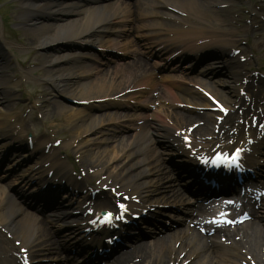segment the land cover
I'll return each instance as SVG.
<instances>
[{"label":"bare ground","instance_id":"obj_1","mask_svg":"<svg viewBox=\"0 0 264 264\" xmlns=\"http://www.w3.org/2000/svg\"><path fill=\"white\" fill-rule=\"evenodd\" d=\"M19 1L20 7L15 8L13 14L14 16L16 15L19 23L27 27L28 31L32 33V39L26 37V46L32 47L36 45L44 51L42 54V57H44L42 65L47 67L45 80L53 83L54 86L61 91V95L77 100H98L99 98L111 100L113 95L123 92L120 100L108 101L109 103H106V105L132 108L129 103L124 102V99L131 97L134 93H132L131 90L126 92L124 88L126 86L128 88H136L138 86L137 81L139 78L133 76L136 69L133 68V66L137 67L138 65L137 63L134 64L135 60L114 67L112 70H94L93 67L86 66L85 63H82L72 69L58 72V65L62 62L66 63V61H68L67 56H56L48 53L58 49L60 50L62 46L68 45L70 42V45H76L75 42L80 44L86 42L89 44L98 43L102 47L108 46L106 42H110V36H107V34L111 32L119 33L115 29L118 28L117 25L125 21L127 22L126 17L135 15V7L141 8L144 3L137 1L126 5L112 4L113 6H111L103 4L106 0H84V2L82 0ZM231 1L233 0H155L153 1L152 7L148 8L147 6L146 10H144L147 12L140 15L136 14V16H139L142 20H149L150 22L153 20L155 21L158 16H166L167 18L180 20L181 24L179 28L170 29V32L174 34L173 38L170 39L172 43H170L168 47L172 49L175 48L174 52L178 51L181 54H190L196 57L216 54L215 63L223 65L228 77L225 76L232 80L226 79L223 80V82L221 81L224 84L226 83V85L228 84L227 92H223V90L214 86V82L207 81L204 78H196L195 82L198 83L200 86L199 88H204L218 97L217 99L220 105L225 108H230L231 113L225 118V124H222L220 127V131L222 130L221 132L223 133H211L213 136L211 139L198 140L196 137L197 134H209L207 132L211 130V127H214L216 123V114L214 112H206L203 116L198 117V114L194 115L190 113V110L183 112L178 108L180 103L199 105L206 109L213 107V104L205 98L200 92V89L195 87L188 88L184 92L179 93L173 91L169 86H164V89H166L171 96L170 108L172 109L168 110L164 115L154 112L143 118L145 124L141 128H136L137 131L133 139L124 141V146H121L122 148L120 147L119 149H111L110 142L106 138L100 139L98 136H95L100 132L102 127L101 124L106 121L101 118L96 120L91 112L86 111V108L82 110L74 106L58 104L59 106H54L53 109L49 108L50 110L48 109L51 115H54L56 110L67 115L70 121L69 125L72 127L73 136L79 137L80 140L83 139L82 143H84V149L91 153V156L87 157V160H84V164H87V167L96 169L98 174L107 172L110 176H113V171L111 169L115 168L113 165L115 164L116 167H119L117 179H119L122 185L119 183L112 184L114 181L112 180L111 182V178H106L102 182V185L110 184L116 186L119 184L120 189L117 192L125 190L126 193V189L131 187L130 190H135L134 193L139 194L145 201L157 202V199L152 196L151 192L153 188H158L157 190L163 188V185H159L162 179L158 178L157 182L154 181L153 175L157 172H155L150 165H146L147 159L142 158V154L147 145H149V142H161L164 150H168L174 155L180 152L183 154L185 157V159H183L184 164L180 165V168L183 167L186 169L187 174L191 176L189 180L198 185L197 193L202 191L196 194V198L189 199V201H182L179 192H175V190L172 189L171 192L175 196L174 202L176 205L173 206L174 208L170 207V209L172 212L176 211V209L180 212V206L186 203L193 206L195 204L194 200L197 201L200 195L201 198L204 197L208 200L210 198L208 194L214 191L203 183L202 175L198 178V175H200L203 169L202 167H198L195 160L190 158L192 150L188 151L186 149V143L182 141V134L178 133V130L183 128L188 130L191 122L203 120L204 123L199 124L195 130H193V135L195 137L193 138L192 146L193 148L202 146V148L199 149L200 152L213 149L215 145L224 138L226 139V143L223 148H227L230 145V139L234 140L236 138L235 132L231 134L230 130H239L242 127L241 120L245 123L250 122L251 124L253 116H258L260 122L262 120L264 121V82L258 86L257 91H254L250 85L246 86L248 89L247 97L251 98V103L245 102V100L243 101L240 94V89L243 87L242 82H240L242 79L240 78H242L241 76H246L243 75L241 71L237 70L241 67L238 65L239 63L237 60L242 53L238 55L239 57H236L234 53L236 48L231 49V45L238 46L236 37L243 38L246 33V31L241 30V28L244 27L248 31L250 25L244 24L242 21H237L238 19H234V16L231 15L233 9L229 8V3ZM122 6H124L127 11L119 9L122 8ZM161 8H165V10ZM234 13L235 12H233V14ZM132 20L133 19H130V21ZM235 28H239L240 32L238 31L236 33L234 30ZM149 29L154 33H158L160 36L164 34L162 31L155 32V29H160L158 26L151 25ZM167 38L169 39V37ZM2 45L6 46L7 43L3 41ZM109 46H112V44ZM157 54H159V52ZM81 56L83 57L84 55L81 54ZM37 60L38 58L33 55L31 61L36 63ZM208 61L209 60H202V62L209 64ZM0 65H3V62L0 61ZM1 68L3 67H0V72H2ZM219 73L217 68L208 66L205 75L215 77ZM12 77L13 76H10V78ZM84 77L86 79L93 77V80L84 84L81 80ZM217 78L218 77H216V79ZM135 79L137 80L135 81ZM76 82L81 85L75 86ZM148 82L151 85L150 88H159V84L155 79L150 77ZM237 83H240V85H237ZM1 84L0 82V86H2ZM119 87H123V89L113 92ZM162 94L163 90H161L158 98H161ZM253 103L255 108L251 110L250 106ZM93 105L94 103L90 102L91 109L100 107ZM138 106L139 105L136 107ZM2 107L3 106L0 108ZM8 108V106H4L0 109V137L8 138L9 141L12 142L22 137L21 132L23 128L18 126L15 127V123L14 127L8 126L9 120L5 121L10 113ZM241 109H244L243 114L238 111ZM227 125L229 129H226L225 126ZM248 131H250L251 136L254 137H259L261 135V133L254 135L255 129L252 127L249 128ZM237 137L243 139L244 142L246 141L245 136L239 134ZM23 139L24 136L21 140ZM20 141L17 142L20 143ZM48 141L50 140L45 138L41 142H35V146L36 144H44ZM175 143L177 146H175ZM4 147L5 144L1 146L0 149ZM262 147L264 148V136L261 140L259 139L257 143L252 145L253 150H251V153L245 155L246 164L254 169L256 174L255 178L250 176L245 183H248L250 187L257 188L254 189L255 192L264 188V178L260 170L261 160L260 157H258L259 154H264ZM44 149H46V145H44ZM95 149H97L96 152ZM55 150L56 149L52 150L53 153ZM29 155H33L34 157L22 155L21 158L24 162H28L31 158H35V156L37 157L35 159L38 163H42L48 158V156H45L44 152H41V145H39V147H34ZM49 158L51 159V156ZM159 160L160 159H155L154 162H159ZM179 161H182V159L180 158ZM52 163L54 164L46 171L47 173L49 170L53 169L55 171V179L60 178L61 181L64 179L74 180L69 176V169L66 162ZM168 171L172 175L175 173L173 168H169ZM217 175H222L221 181L223 184L221 187L225 185L228 187L231 185L230 182H235L233 174L228 173L223 175L220 173ZM179 177L181 176L178 174V180ZM204 178L207 179L208 177ZM245 183H243V186L248 187V184L246 185ZM57 188H62V185H57ZM220 190L224 191L225 187ZM227 191H229V189H226V193ZM106 194L107 193L104 191L101 192L98 204L104 203L107 205V208H109L108 206L113 205L115 197ZM213 196L217 195L213 194ZM257 196L258 195L254 198H257ZM54 200L52 197L49 198L48 201L50 203H46L45 206L48 208L51 207L53 212L52 221H55L60 226L74 222L68 219L73 217L70 211L75 207L68 208L61 206ZM72 202L73 201L69 202L70 205L73 204ZM259 204H261L260 209H262V211L256 208ZM104 206L105 205H101L100 207L102 208ZM202 206L203 203L198 204L195 208L189 207L183 212L184 217L180 224H182L184 231L179 232L173 239L175 241L171 244L166 242V238L164 241L153 240L150 242L135 243L138 237L131 238V236H129L128 238L134 240L131 249L133 247L134 253L138 254L140 260L135 261L133 254L129 253L130 251H125L114 256L112 262L109 264H124L127 259H130L132 264H167L169 260H172L174 263L179 258L177 252L182 249V245L184 244H186L183 248L187 253L186 258L195 260L197 264H232L241 258L246 260L247 257L250 260L249 263L256 262L257 264H264V197L260 202L252 204L249 209L253 218L255 217L258 220V224L253 226L247 224V222L244 223L240 229L236 230V234L241 236L239 240L233 238L234 230L221 229L223 231L222 236H227V244L217 240L216 232L213 236H209L208 234L203 235L198 231L196 225L193 227L191 226L194 224L199 214L206 212ZM145 207L147 206L141 209ZM88 217L90 218V216ZM79 218L82 222H85L84 216L79 215ZM87 226L88 225H86V227ZM0 227L6 228L8 232L13 233V235L23 240L28 246L37 240L35 235L47 238L50 235V230L46 226L44 220L26 212L23 205L17 203L11 192L4 187L0 188ZM160 227L162 226L160 225ZM164 228L163 226L162 229L164 230ZM204 228H207V226H204ZM2 234L3 233L0 232V264H18V260L15 256V252H17L18 249L10 245V256H8L9 251L4 249L1 244L3 240ZM50 239L48 241L50 246L52 247L53 244L55 247V244L59 240ZM97 242L101 244V240ZM178 242L180 245L176 246ZM202 242L203 245L201 244ZM149 245L156 248L150 249L148 247ZM62 246V249L66 248L65 245L62 244ZM243 249H246V251H243ZM250 254H252V257ZM110 257L111 256L108 255V258ZM32 259L35 262L37 261L35 257H32ZM105 261L107 260L105 259ZM181 262L182 261H179L177 264Z\"/></svg>","mask_w":264,"mask_h":264},{"label":"rangeland","instance_id":"obj_2","mask_svg":"<svg viewBox=\"0 0 264 264\" xmlns=\"http://www.w3.org/2000/svg\"><path fill=\"white\" fill-rule=\"evenodd\" d=\"M83 1V0H82ZM146 4H151L153 0H144ZM16 5V7L20 6L19 1L17 0H0V35L6 36L8 38V47L5 48L2 45V39L0 38V54L2 55V58L4 56L9 59L7 63H5V67L7 68V71L4 68V75H14L11 79L12 82L7 85V88L5 91L0 94V103L5 102L3 101L5 99L10 100V109L15 110V112L12 113V116L9 118L12 122H26V127L28 132L26 134L34 133L38 135V133H41L42 131H46L47 128L54 127V129L59 130L62 133H69L72 134V127L69 125L70 121L67 120V118L62 117V112L59 110H56L55 114L59 117L60 123L57 124L56 120H54L56 116H52L48 112V105L51 104L50 108L53 109L54 106H59L58 104H65L70 105L72 104L71 100H67V97H64L61 95L60 91H58L54 84L44 80L47 73V67L42 65V62L44 60V57H42V50L38 48V46L33 45L32 47H26V37L29 39H32V33L28 31L27 27L20 26L18 22L14 19L15 17L12 16V10L15 9V7L12 6ZM233 10L231 15L234 16L235 19H238L237 15L238 13L241 14V20L243 23H251V18L253 17L252 21H255V26H258L254 28L253 30L246 31L245 36L246 38H239L236 37L238 42L240 43V46L242 50H245L247 52L246 57H248V61L241 60V66L239 70L243 71L247 74L248 79L257 78L259 80V76L261 75L262 80H264V0H236V2L231 1ZM110 5V4H106ZM113 6V5H111ZM233 12H235L233 14ZM254 14V15H252ZM139 21V22H138ZM142 21L139 19H136L134 23L127 24L126 27L120 26V31L123 29H130L127 38L131 41H133L136 45H141L142 51L149 52V43L148 40L144 38L145 30L140 28L142 25ZM19 26V29L15 28V26ZM138 26V28H137ZM14 29H13V28ZM32 37V38H31ZM112 38H118L115 35H112ZM6 40V39H5ZM4 40V41H5ZM119 41H123V37L118 38ZM248 40V42H246ZM7 41V40H6ZM250 42V43H249ZM254 43V44H253ZM11 47V51L9 52V49ZM137 46H133V48H136ZM5 49V50H4ZM7 52L4 54V52ZM115 52L122 53V50H118ZM83 53L85 56L83 58H79L78 54ZM38 58L36 63H29L28 61H31V58L33 55ZM55 54L57 55H67L68 61L66 63L62 62L60 65H58L57 70L63 71V70H69L74 67H77L78 63H85L86 66H100V62L102 59H106L102 53L97 55L96 53V47L85 45L82 48H70V47H64L62 50H60L58 53H51L50 55ZM167 54H163L160 57L152 56L147 57L145 55L140 56V60H142V67L139 69V66L135 69L134 75L141 79V81H147V79L150 77V73L146 71V66L150 68V70L156 74L158 77H154V79L160 80V78L168 73H173L176 75L181 76L180 68L188 63L180 62V65L176 66L177 63L172 64L171 68H173L174 71H169L170 69L165 68L166 62H168V58L166 60ZM99 58L98 60L94 58ZM95 60V62H94ZM155 65V67H153ZM103 68V67H102ZM178 68V69H177ZM201 68V65L197 66V70ZM27 69H32L33 71H30L25 78L21 77V72L24 74V71ZM176 69V70H175ZM256 71H259L258 73ZM57 72V71H56ZM196 70L193 72V74H196ZM229 80V78H226ZM9 80V79H8ZM84 84L89 83L93 80V78H83L81 79ZM225 80V79H223ZM247 80H244V84H246ZM260 81V80H259ZM259 81H253L252 86L254 84H259ZM162 82V81H161ZM226 82V81H225ZM215 86H217L219 89L223 90V92H227L226 85L214 83ZM81 84H78V82L75 83V86H78ZM123 87H119L113 92L122 90ZM15 94V95H14ZM15 98L12 100V97ZM36 102V103H35ZM74 102H77V100H74ZM8 104V103H5ZM7 106V105H5ZM75 106V105H74ZM77 107V106H76ZM26 109H30L28 114L25 113ZM50 110V109H49ZM114 109H98L94 110L93 112L96 113L93 114L94 117L97 115L99 117H104L107 114H109V111H113ZM64 114V113H63ZM110 115V114H109ZM15 116V117H13ZM13 117V118H12ZM31 117V118H30ZM53 118V119H52ZM32 119V121H30ZM96 120L99 119L98 117L95 118ZM59 128V129H58ZM112 126L106 125L102 129L106 135H104V138H109L110 141V147L113 148H120L123 143L122 138L123 136L128 137L132 132V128H126L122 132H115L111 129ZM114 128V127H113ZM60 131H58V137H61L59 135ZM61 134V133H60ZM66 141V139H64ZM6 140H2L1 142H5ZM82 140H79L77 144L73 146V148L76 147V145L82 146ZM65 150H68L65 148ZM97 149H95V152ZM74 157L80 161V157L78 155L81 154L78 153L75 154L72 152ZM87 156L90 157L91 153L88 152ZM167 157V155H165ZM89 159V158H88ZM91 160V159H89ZM83 169V166H81ZM113 171V174H117L119 171V167L111 168ZM104 174V173H103ZM89 177L91 180L89 183H93L94 185L98 184V181L104 179L106 176L109 175V173L104 174L101 178L100 175L97 176V178L92 177L94 176V172L91 170L89 172ZM117 176V175H116ZM12 177V176H11ZM10 177V178H11ZM9 178V179H10ZM165 187L164 189H166Z\"/></svg>","mask_w":264,"mask_h":264},{"label":"snow or ice","instance_id":"obj_3","mask_svg":"<svg viewBox=\"0 0 264 264\" xmlns=\"http://www.w3.org/2000/svg\"><path fill=\"white\" fill-rule=\"evenodd\" d=\"M187 139V138H185ZM238 160H239V154L237 153L235 156L231 157V158H227V157H217V162H220V161H223V162H227V163H230V164H235L238 166ZM206 163V162H205ZM120 208H124L123 205H120L119 206ZM107 219H106V222L110 223L111 222V219H112V213H106L105 214ZM121 217H116V219H120ZM226 223H231V221H224Z\"/></svg>","mask_w":264,"mask_h":264}]
</instances>
